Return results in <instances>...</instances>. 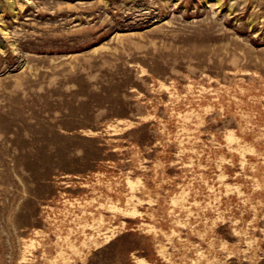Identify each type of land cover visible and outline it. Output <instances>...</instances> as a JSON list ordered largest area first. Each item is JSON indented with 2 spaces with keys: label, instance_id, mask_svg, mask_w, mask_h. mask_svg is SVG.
I'll return each instance as SVG.
<instances>
[{
  "label": "rangeland",
  "instance_id": "374dc122",
  "mask_svg": "<svg viewBox=\"0 0 264 264\" xmlns=\"http://www.w3.org/2000/svg\"><path fill=\"white\" fill-rule=\"evenodd\" d=\"M0 264H264V0H0Z\"/></svg>",
  "mask_w": 264,
  "mask_h": 264
},
{
  "label": "bare ground",
  "instance_id": "6f19581e",
  "mask_svg": "<svg viewBox=\"0 0 264 264\" xmlns=\"http://www.w3.org/2000/svg\"><path fill=\"white\" fill-rule=\"evenodd\" d=\"M167 87V86H166Z\"/></svg>",
  "mask_w": 264,
  "mask_h": 264
}]
</instances>
